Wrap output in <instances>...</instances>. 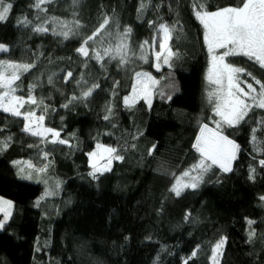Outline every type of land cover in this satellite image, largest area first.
Masks as SVG:
<instances>
[{
	"label": "trees",
	"instance_id": "obj_1",
	"mask_svg": "<svg viewBox=\"0 0 264 264\" xmlns=\"http://www.w3.org/2000/svg\"><path fill=\"white\" fill-rule=\"evenodd\" d=\"M7 2L12 7L0 21L7 51H0V60L34 65L16 81L14 94L27 99L34 86L37 103L20 111L43 115L44 127L69 146L22 134L23 116L0 110V142L7 145L0 144V197L13 205L0 230V264H211L221 239L220 264H264V110L254 107L239 124L220 128L238 145L230 171L211 166L197 187L179 196L170 191L201 159L193 147L200 127L214 128L217 121L195 0ZM203 5L214 12L240 0ZM104 19L108 25L83 56L77 49ZM60 22L71 29L67 39L54 34L68 30ZM162 23L175 27L167 64L168 53L154 57ZM125 29L131 31L121 40ZM119 41L128 49L123 64L104 55ZM94 51L103 59L93 58ZM227 62L251 73L241 79L259 90L252 77L264 82V68L244 57ZM137 73H147L156 88L150 103L126 105ZM97 145L116 149L122 159L93 175L88 156ZM30 160L43 164L49 183L59 182L57 211L39 202L46 185L30 180L37 178L34 169H21Z\"/></svg>",
	"mask_w": 264,
	"mask_h": 264
},
{
	"label": "snow or ice",
	"instance_id": "obj_2",
	"mask_svg": "<svg viewBox=\"0 0 264 264\" xmlns=\"http://www.w3.org/2000/svg\"><path fill=\"white\" fill-rule=\"evenodd\" d=\"M45 0H37L36 7H40V4ZM74 3L77 0H73ZM12 5L7 0H0V21H4L10 12ZM143 7V5H141ZM193 10L196 18L200 21L204 28V41L209 53V74L206 79L210 84L217 87L208 93L209 103L214 102V115L220 117V120L216 121V129H211L207 124H204L200 128V135L196 138V143L193 147L200 154V161L190 171L197 172V175H191L190 171H185L183 177H187L190 182L181 183L182 178H177V183L173 185L170 191L175 192L177 196L180 195L183 188L191 187L195 188L199 182L203 179V175L211 168L212 165H218L222 171L228 172L231 170V161L235 159V153L238 150V145L229 140L227 136H224L220 132L222 125L235 126L245 119L249 111L254 107L264 109V82L252 79L256 85H259V90L253 87L252 83H247V91L241 84L245 83L241 79V74L251 76V73H246L244 69L233 66L225 61V58L233 55H243L249 60H253L258 63L261 68H264V0H240V6L237 7H225L218 9L214 12H208L204 9L203 0H195L193 4ZM77 27H79V22ZM109 20L104 19L92 35L84 39L81 47L77 49L83 56H89V50L87 45L94 38L99 36L105 26L108 25ZM62 29L68 28V25L64 22H60ZM36 31H47L42 27L35 29ZM130 29H125V32L121 36L123 40ZM160 31L163 32V41L160 43L161 52L156 53L157 59L160 58L162 52L166 47V41L169 39V28L161 24ZM54 34L62 35L65 39L69 37L71 29L67 31L55 32ZM143 47V45L141 46ZM224 50L222 54H216V50ZM127 45L121 43L115 48L113 53L112 48H106L104 55H110L112 59L119 58L120 63H125V57L127 54ZM0 51H7L4 45H0ZM174 55L170 50L168 54L164 56V63H168L169 57ZM96 60H102L103 56L99 52L94 51V57ZM34 65L26 63H14L9 61L0 60V110L11 113L13 116H23L26 121L24 126L25 132H31L34 136H43L45 133H50L52 137H58L59 133L51 128L40 127L44 120V116L40 115L36 117L35 113L28 111L22 113L21 108L25 104H36V99L31 95L32 88L29 87V96L27 99L16 96V87H14L16 81L20 79L23 72L29 71ZM159 70V65H157ZM72 73L69 72L68 76L71 77ZM138 78L143 77L145 81H150L155 84L156 81L152 79L147 73H137ZM51 82V77H49ZM97 85H94L96 87ZM93 88H89L84 91L82 95L87 97L91 94ZM145 99H148L147 90L145 89ZM138 98L137 87L133 86V96L125 97V104L134 103ZM150 103V101H149ZM46 111V110H45ZM105 119H108L105 116ZM35 121L39 127L38 131H34L31 127V122ZM256 129H253L255 133ZM253 141L255 142V135H253ZM64 143V141H60ZM3 147L7 145L0 142ZM100 150L99 154L103 159V154H107V163L110 164L113 159H122L116 149L111 147H104L97 145ZM2 150V148H0ZM98 153H89L90 157L97 156ZM210 161L211 163H207ZM264 165V160L260 162ZM31 167V165H30ZM93 175L96 171H101L95 163L92 164ZM104 171L109 170L107 166L103 168ZM37 171H44V169H38ZM264 199V197H261ZM12 204L10 201L0 199V212L4 213L5 220L10 215V209ZM249 223H252L249 221ZM4 221H0V228L3 227ZM223 244V240L218 243L213 249V261L215 264V254L218 252ZM195 255V253H193Z\"/></svg>",
	"mask_w": 264,
	"mask_h": 264
},
{
	"label": "rangeland",
	"instance_id": "obj_3",
	"mask_svg": "<svg viewBox=\"0 0 264 264\" xmlns=\"http://www.w3.org/2000/svg\"><path fill=\"white\" fill-rule=\"evenodd\" d=\"M197 19V18H196ZM198 20V19H197ZM198 22L200 23V21L198 20ZM162 24H164V25H166L168 28H169V30H170V32H169V39L165 42L166 43V47H165V49H164V51L162 52V54H161V56L162 55H165L166 53H168V51H169V48H170V44H171V42H172V39H173V37H174V31H175V27L174 26H171V25H168V24H166V23H162ZM201 24V23H200ZM161 25V24H160ZM202 25V24H201ZM203 27V26H202ZM204 29V28H203ZM163 37H164V34H163V32L162 31H160V26L158 27V30H157V32H156V35H155V46H154V48H155V50H154V57H156V53L157 52H161V49H160V43L163 41ZM121 43H123V42H118V45H120ZM203 43H204V46H205V49H206V51H207V53H208V50H207V46H206V44H205V41H204V39H203ZM124 44V43H123ZM223 51L224 50H222V49H218V50H216V54H222L223 53ZM232 57H244V58H247V57H245V56H243V55H233V56H228V57H226L225 58V61L227 62V59L228 58H232ZM157 58V57H156ZM209 59H210V57H209V53H208V62H207V67H206V71H205V74H204V78H205V80H206V84H207V92L209 93L210 91H212L213 89H215L217 86L216 85H213V84H210L209 83V81L206 79V77L208 76V74H209ZM228 63V62H227ZM136 87H137V93H138V98L135 100V102H137L138 100H145L146 102H149V101H151V97H152V94H153V90L156 88V83L155 84H152L150 81H145L144 80V78L143 77H141V78H139V79H137V81H136V85H135ZM241 87H244L245 88V90L247 91V87H246V84H242L241 85ZM147 90V96H148V99H145V91L144 90ZM133 96V93H132V95L130 96V97H132ZM134 102V103H135ZM134 103H130V104H128V105H132V104H134ZM213 104V106H214V102L212 103ZM255 108H257V107H255ZM258 109H260V108H258ZM21 110V109H20ZM261 110H264V109H261ZM9 114H11V113H9ZM12 115V114H11ZM17 117H22V116H17ZM37 117V116H36ZM216 118H217V120H220V117H218V116H216ZM25 123H26V121H25ZM215 126H216V122H215V125H214V128L213 127H209V128H211V129H216L215 128ZM31 127H32V129L34 130V131H38L39 130V127L37 126V123L35 122V121H33V122H31ZM40 127H44V123L42 122V124H40ZM45 128V127H44ZM201 128V127H200ZM23 133L22 134H24V135H28V136H34V135H32L31 134V132H25L24 130L22 131ZM59 133V132H58ZM200 135V130H199V133H198V135L197 136H199ZM34 137H36V138H40L43 142H48V143H58V144H62V145H66V146H69V144L64 140V139H62L61 138V136H60V133H59V136L58 137H52L51 136V134L50 133H45L43 136H34ZM60 141H64V143H61ZM194 143H196V139H195V142ZM104 147H107V146H104ZM93 152H96V153H98V155L97 156H95V157H90V156H88V159H89V168L91 169V173H93L94 172V170H93V167H92V164L93 163H95L96 165H97V167L98 168H100L101 169V171H96L94 174H101V173H104V172H106V171H104L103 170V168L105 167V166H107L108 167V169H110L111 168V166H112V163L116 160V159H113L112 161H111V163L110 164H108L107 163V154H103V156H104V158L102 159L101 158V155L99 154V152H100V150L96 147L95 148V150L93 151ZM92 152V153H93ZM44 154H40L39 153V155L37 156V158H40L41 159V156H43ZM236 155H237V151H236V153H235V158H236ZM234 160L235 159H233L232 161H231V167H232V164H233V162H234ZM24 162H21V161H19L18 162V164L19 165H22ZM207 163H211L210 161H208ZM24 165H25V167L24 166H22V170H24L25 168H27L28 166H30L31 165V167H30V169H34V171H35V174L37 175L36 177L37 178H34V177H31L30 178V180L31 181H35V182H39V183H43V184H45L46 185V189H45V191H44V193H43V196L41 197V199H40V201L39 202H41L44 206H46V207H51L52 208V205L55 207H53V209H54V211H57V208H56V204H58L59 203V201L60 200H58V195H56V193H57V190L59 189V182H56V183H49V181H51L50 180V178L47 176H43L42 177V175H43V172L44 171H37L38 169H44V167H43V164L41 165V162H39V163H34V162H32L31 160H30V162H25L24 163ZM41 165V166H40ZM212 166H214V167H219L218 165H212ZM220 168V167H219ZM221 169V168H220ZM108 171V170H107ZM179 178H182L181 179V183L183 184V183H188V182H190L189 181V179L187 178V177H183V176H181V177H179ZM177 183V179H176V181H175V183H174V185ZM189 188H191V187H186V188H183V190L181 191V192H183L184 190H187V189H189ZM192 189V188H191ZM175 193V192H174ZM0 199H3V198H1L0 197ZM3 200H6V199H3ZM8 201V200H7ZM12 204V203H11ZM12 209H13V205H12V207H11V209L9 210L10 211V215H11V213H12ZM10 215L8 216V218L5 220V217H4V213L3 212H0V219H2L3 221H4V224H6L7 222H8V220H9V218H10ZM3 224V225H4ZM2 228H0V230H1ZM221 240H223V244H222V246L220 247V249L218 250V252L215 254V264H220V257H221V255H222V249H223V246H224V243H225V240L224 239H221ZM221 240L218 242V243H220L221 242ZM217 243V244H218ZM216 244V245H217ZM213 252H212V255H211V264H214V261H213ZM184 264V263H183Z\"/></svg>",
	"mask_w": 264,
	"mask_h": 264
},
{
	"label": "crops",
	"instance_id": "obj_4",
	"mask_svg": "<svg viewBox=\"0 0 264 264\" xmlns=\"http://www.w3.org/2000/svg\"><path fill=\"white\" fill-rule=\"evenodd\" d=\"M0 221H3L2 219H0Z\"/></svg>",
	"mask_w": 264,
	"mask_h": 264
}]
</instances>
